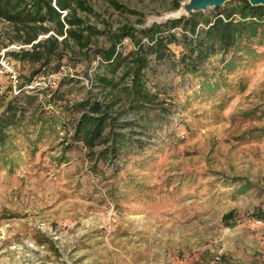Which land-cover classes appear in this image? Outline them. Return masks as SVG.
I'll return each instance as SVG.
<instances>
[{
    "label": "rangeland",
    "instance_id": "rangeland-1",
    "mask_svg": "<svg viewBox=\"0 0 264 264\" xmlns=\"http://www.w3.org/2000/svg\"><path fill=\"white\" fill-rule=\"evenodd\" d=\"M88 1L97 14L81 17L106 32L90 43L94 49L107 46L106 35L122 25L142 28L174 18L173 12L179 11L174 3L182 0H116L131 12L115 9L109 0ZM197 14L210 17L214 8ZM173 31L180 37L179 28ZM13 36L0 19V58L4 54L12 62L20 85L38 81L45 67L30 75L38 63L7 54L23 45ZM253 40L256 57L234 58L232 50L226 54L237 62L224 72L227 90L221 87L189 103L185 95L194 93L186 86L184 92L165 95L176 104V114L147 143L149 150L142 156L93 161L79 143L66 151L64 161L56 162L63 135H71L72 129L40 141L33 153L20 138L19 164L12 171L0 165V264H264V216L253 214L264 213V137L234 138L264 123V40ZM122 44L124 52L133 49L129 38ZM62 50L65 72L45 93L59 87L72 101L90 88L98 98L104 95L93 87L94 74L103 68L99 56L90 51L86 57L77 47ZM217 57L213 64L220 70L223 63ZM149 59L154 64V54ZM173 78L164 82L174 85ZM13 95L11 79L0 73V112ZM182 104L187 106L179 111ZM46 109L62 115L56 105ZM80 113L69 110L65 117L74 120ZM239 179L253 186L238 193ZM129 182L142 193L122 194ZM229 211L236 214L226 224L222 216Z\"/></svg>",
    "mask_w": 264,
    "mask_h": 264
},
{
    "label": "trees",
    "instance_id": "trees-1",
    "mask_svg": "<svg viewBox=\"0 0 264 264\" xmlns=\"http://www.w3.org/2000/svg\"><path fill=\"white\" fill-rule=\"evenodd\" d=\"M109 2L115 9L131 12L116 0ZM178 6L179 2L175 1L174 7ZM81 13L86 16L97 14L88 0H0V19L11 27L15 40L30 44L39 34H48L32 43L31 50L22 48L7 53L17 61L38 63L40 67L30 75L41 67L46 68L45 73L59 70L63 47H77V51L86 57L92 51V55L99 56L103 67L93 78V87L104 93L100 98L90 88L84 97L72 101L65 99L59 87L48 93L44 90L43 97L39 98L37 90L28 92L21 88L25 84L20 85V91L5 103L0 112V165H8L11 171L19 164L20 138H23L21 143L25 139L28 141L23 147L26 150L30 147L33 153L40 141L70 129L71 135H63L62 150L54 158L56 162L64 161L66 151L79 143L87 149L93 161L113 163V159L122 156H142L144 150H149L145 149L147 143L159 137L161 127L176 114V104L165 95L177 89L184 92L186 86L194 93V97L185 95L189 103L193 98L211 96L221 87L227 90L229 85L224 72H230L237 65L234 58L243 55L256 57L253 38H258V44L264 40V6H252L246 0L227 1L215 7L210 17L192 12L188 16L153 22L142 28L122 25L106 35L107 46L94 49L90 43L106 32L87 23ZM175 28L180 29V37L173 31ZM62 35L59 40L58 36ZM123 38H129L133 49L127 52L121 49ZM143 38L147 43L142 41ZM172 45L179 48L177 53ZM230 50L234 58H225ZM73 54L74 50L70 52V59ZM150 54H154V64L150 62ZM216 57L223 63L220 70L213 64ZM171 76L174 85L164 82ZM64 79L67 83L73 81ZM54 105L62 109V115L46 109L47 106L54 109ZM185 105H177L179 111ZM69 110H80L81 113L74 120L66 119ZM260 116H264V108ZM262 137L264 123L234 138L258 140ZM12 152L16 155L12 156ZM239 180L238 193L253 186L249 181ZM130 184H125L122 194L127 197L129 192L142 193V188L137 191V186ZM235 214L234 211L224 213L223 222L229 224ZM253 214L257 218L264 216L260 210Z\"/></svg>",
    "mask_w": 264,
    "mask_h": 264
},
{
    "label": "built area",
    "instance_id": "built-area-1",
    "mask_svg": "<svg viewBox=\"0 0 264 264\" xmlns=\"http://www.w3.org/2000/svg\"><path fill=\"white\" fill-rule=\"evenodd\" d=\"M39 39H42V38L39 37L36 40H34L32 43L37 42ZM32 43L23 44V45L17 44L16 46H13V51H19L22 48L31 50ZM62 72H65L64 65H61L59 70H57L56 72L43 73L42 75L37 77L36 79H38L39 82L38 81L35 82L33 79L31 80L30 83H28L27 85H23V87L21 88L26 89L28 91L37 90V92H39L38 94L39 98H42L43 97L42 93L44 92V90L47 91L48 89L55 87V85L58 82V78L60 74L61 75L63 74ZM0 73L2 75H6L8 78L11 79L13 91L15 94H17L21 89L20 83L18 82L19 72L13 67L12 62L4 54H1V58H0Z\"/></svg>",
    "mask_w": 264,
    "mask_h": 264
},
{
    "label": "water",
    "instance_id": "water-1",
    "mask_svg": "<svg viewBox=\"0 0 264 264\" xmlns=\"http://www.w3.org/2000/svg\"><path fill=\"white\" fill-rule=\"evenodd\" d=\"M230 0H182L178 6V10L182 7L184 8V12H177L172 14L175 18H179L181 16H188L192 12L204 11L208 8H215L224 5L225 2ZM252 6L254 5H262L264 6V0H246ZM176 9V10H177Z\"/></svg>",
    "mask_w": 264,
    "mask_h": 264
},
{
    "label": "bare ground",
    "instance_id": "bare-ground-1",
    "mask_svg": "<svg viewBox=\"0 0 264 264\" xmlns=\"http://www.w3.org/2000/svg\"><path fill=\"white\" fill-rule=\"evenodd\" d=\"M185 10H184V8L182 7L179 11H177V12H181V13H183ZM176 12V13H177Z\"/></svg>",
    "mask_w": 264,
    "mask_h": 264
}]
</instances>
